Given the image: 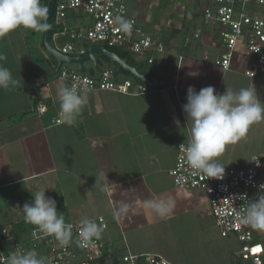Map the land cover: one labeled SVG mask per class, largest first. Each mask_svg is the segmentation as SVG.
I'll use <instances>...</instances> for the list:
<instances>
[{
	"label": "crops",
	"instance_id": "0c3cea01",
	"mask_svg": "<svg viewBox=\"0 0 264 264\" xmlns=\"http://www.w3.org/2000/svg\"><path fill=\"white\" fill-rule=\"evenodd\" d=\"M203 4L211 5L208 0ZM180 5L184 9L167 33L160 34L158 25H154L157 32L146 31L165 46L163 52L153 54L152 63L130 54L139 73L154 86L147 83L148 91L139 94L80 93L86 103L71 126L51 123L59 113L57 86L67 84L59 79L57 61L45 48L44 32L40 43L30 40L22 28L0 38V52L7 57L0 63L18 80L15 88L0 89V227L14 226L19 234L15 239L27 242L34 225L25 222L23 205L32 202L37 191L45 190L46 196L55 199L65 223L102 216L106 221L103 239L109 242L107 236H123L124 250L130 253H151L170 261L162 247L165 242L182 250L179 264H198L201 256L211 262V254L202 246L210 242L208 220L213 219L207 196L201 189L176 187L169 173L178 145L188 143L182 105L187 102L189 86L197 91L213 86L216 93L255 88L264 102V81L245 73L252 57L243 44L237 47L229 68L205 63L204 54L222 53L217 27L205 22L204 6L197 13L185 3ZM131 14L136 17V12ZM145 14L142 10L137 16L143 19ZM68 18L70 25L80 22L72 13ZM196 31L199 38L194 37ZM95 57L96 63L85 62L87 74L117 70V62L101 53ZM63 67L77 70L73 63ZM115 74L117 78L127 76ZM39 105H45L46 111L39 112ZM256 154L262 162L258 178L264 181V121L251 125L246 137L228 145L216 160L225 167H247ZM105 183L107 188L99 186ZM169 197L175 207L164 217L145 203ZM119 202L129 203L133 210L116 215ZM254 237L264 241V230L255 229Z\"/></svg>",
	"mask_w": 264,
	"mask_h": 264
},
{
	"label": "built area",
	"instance_id": "2783aa9c",
	"mask_svg": "<svg viewBox=\"0 0 264 264\" xmlns=\"http://www.w3.org/2000/svg\"><path fill=\"white\" fill-rule=\"evenodd\" d=\"M211 5L203 8L202 16L206 23L217 27L222 45L220 55L204 54L203 61L224 69L230 67L236 49L240 44L252 57V64L246 70L251 78L264 81V0H208ZM78 18L88 15V23L75 25L68 23V15ZM131 22V30H120L116 18ZM53 28L52 41L61 42L54 46L63 54L82 56L91 46L120 48L129 54L142 56L147 63L154 61L153 54L164 51V43L146 33L137 18L131 14L127 0H56L51 16ZM195 38L200 33H194ZM180 59V57H179ZM59 79L67 86L75 85L79 93L95 90H108L123 94H139L148 91L145 82L132 78H117L111 69H102L97 75L62 68ZM37 110L46 111L45 105ZM51 123L58 124L59 116L52 118ZM188 143H180L176 159L169 173L176 187L201 189L207 196L209 211L219 229L221 237L232 236L239 243L234 252L236 264H264V241L255 239V229L243 225L239 217L249 201L264 195L258 178L261 166L259 155L252 156L247 167L227 166L222 179L207 178L203 173L193 170L185 158ZM253 161L254 159H256ZM106 228L104 217L88 218ZM81 221V220H80ZM80 221L68 222L71 225V238L68 244L61 246L52 236H45L34 226L27 236V243L15 239V232L10 226L0 227V264H6L10 253L35 251L43 258L45 264H175L151 253L133 254L110 246L102 235L93 238L86 247H81L79 228ZM11 237V238H9Z\"/></svg>",
	"mask_w": 264,
	"mask_h": 264
},
{
	"label": "clouds",
	"instance_id": "9594fccd",
	"mask_svg": "<svg viewBox=\"0 0 264 264\" xmlns=\"http://www.w3.org/2000/svg\"><path fill=\"white\" fill-rule=\"evenodd\" d=\"M48 15L49 9L41 0H0V38L18 28L45 32L50 28ZM116 22L120 30H131L130 21L117 17ZM6 59V55L0 52V62ZM189 75L198 73L190 72ZM17 85L18 80L13 78L11 70L0 63V89H12ZM56 95L59 122L73 125L86 103L85 97L75 85L69 87L63 84H58ZM186 99L182 108L189 127L185 149L187 163L207 178L222 179L225 165L218 163L216 158L228 145L245 138L251 125L264 121V102L258 98L255 88H241L238 91L226 89L223 93H216L213 86L203 87L199 91L189 86ZM176 123L179 124V121ZM102 175L108 181L105 173ZM99 186L107 188L108 185ZM260 187L264 189V184ZM33 197L32 202L25 203L22 208L25 222L36 226L45 236L54 237L61 246L68 244L72 226L65 223L62 214H58L55 199L46 196L45 190L37 191ZM145 203L160 217L166 216L175 207L171 197ZM132 210L129 203L119 202L115 214H126ZM239 221L253 229L264 230V195L248 202ZM102 232L103 228L94 220L84 218L80 221L78 243L86 247L93 238L100 239ZM6 264H45V261L35 251L29 250L10 253Z\"/></svg>",
	"mask_w": 264,
	"mask_h": 264
},
{
	"label": "rangeland",
	"instance_id": "374dc122",
	"mask_svg": "<svg viewBox=\"0 0 264 264\" xmlns=\"http://www.w3.org/2000/svg\"><path fill=\"white\" fill-rule=\"evenodd\" d=\"M205 1L206 0H127V3L130 12H136L135 14L136 17H138L137 15L142 10L146 13L143 19H139L138 17L139 19L138 21H140V24L143 26L145 31L149 33H152L153 31L157 32L156 30H154V25H158L161 29L160 31L161 34V33H167L172 23H174L178 19L176 17L178 12H180L181 9H184V6L180 5L181 2L185 3V5L188 8L195 9L194 11H197V13H199L201 12L204 6L203 3H205ZM87 16L88 15H83V17H80L78 19V21H80L79 23L87 21L88 20ZM26 32L30 40L40 43L41 40L43 39V32H36L32 30H26ZM55 45L60 46L61 42L57 40L55 42ZM111 64L114 65V63ZM73 67L74 66H72V68ZM126 78H131V76L127 75ZM208 228L210 229V231L208 232L210 242L202 246L205 252H207L209 255L211 254L212 260L211 262L206 261L205 258L201 256V258H199L198 264H236L235 263L236 257L234 255V252H236L240 247L239 241L232 236L221 237L219 235V229L215 227L212 218L208 220ZM15 230L17 229L15 228ZM18 237L19 234L16 235V238ZM107 237L109 241L107 243H109L110 246H114L113 245L114 243L117 249L120 250L125 249L122 242L125 243L126 240L123 236H120L119 234H113ZM162 247L163 249H165V251L168 252V255L166 257H169V259H171L170 262L175 264L180 263L178 259L182 255L184 256L181 249L179 248L174 249V247L169 245V243L165 245V242H162ZM127 250L131 252L129 249ZM127 250L125 251L128 252ZM214 254H216V256H214Z\"/></svg>",
	"mask_w": 264,
	"mask_h": 264
},
{
	"label": "water",
	"instance_id": "95a60500",
	"mask_svg": "<svg viewBox=\"0 0 264 264\" xmlns=\"http://www.w3.org/2000/svg\"><path fill=\"white\" fill-rule=\"evenodd\" d=\"M56 0H47V7L49 9V15H48V23L50 25V28L44 32V45L48 52V54L53 57L57 61V68L56 72L58 73L63 64L65 63H73L77 65V71L85 73L87 71V68L85 66V62L88 60H93L96 63V53L103 54L106 58L117 62L121 67H123L126 71L130 72L135 77L139 78L140 80L144 81L145 83H148L150 86H154L152 83H149V80L146 76L139 73L138 68L135 66H131L127 63V59L120 58L115 52H112L108 50L107 48L103 46H91L88 48V51L86 54L82 56H70L67 54L61 53L59 50H57L52 42V33L55 31V29L51 25V16L55 7Z\"/></svg>",
	"mask_w": 264,
	"mask_h": 264
},
{
	"label": "trees",
	"instance_id": "16d2710c",
	"mask_svg": "<svg viewBox=\"0 0 264 264\" xmlns=\"http://www.w3.org/2000/svg\"><path fill=\"white\" fill-rule=\"evenodd\" d=\"M42 4L43 5H46L47 6V0H41ZM111 51L115 52L120 58H126L128 60V63L132 66H135L134 65V62H132V60L130 59L131 55L125 51V50H122L120 48H110ZM115 65L117 66V70L115 72H117L118 74L121 73H124V74H127V75H131L129 72H127L126 70H124L120 65H118L117 63H115ZM12 228V230L15 232V228L14 226H11V225H8ZM3 227V226H2ZM16 234V232H15ZM27 239V237H26ZM106 258H103L101 261H100V264H105L106 263Z\"/></svg>",
	"mask_w": 264,
	"mask_h": 264
}]
</instances>
